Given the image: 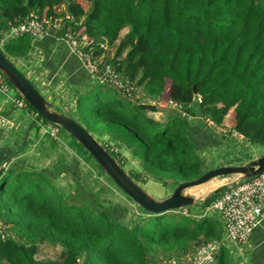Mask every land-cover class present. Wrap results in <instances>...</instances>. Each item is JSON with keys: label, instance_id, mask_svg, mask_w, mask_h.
<instances>
[{"label": "trees", "instance_id": "16d2710c", "mask_svg": "<svg viewBox=\"0 0 264 264\" xmlns=\"http://www.w3.org/2000/svg\"><path fill=\"white\" fill-rule=\"evenodd\" d=\"M31 12L44 24L62 18L63 29L86 38L85 50L99 65L111 64L123 79L143 86L148 103L96 83L75 97L82 125L137 183L159 182L172 191L213 168L205 167L195 136L211 133L201 117L264 147V0H0V36L9 22ZM124 26L128 35L119 40ZM31 42L22 35L0 50L15 65ZM27 110L36 115L28 103ZM60 174L20 164L0 169V219L11 226V236L0 234V264H55L37 257L42 243L63 248L62 264H155L157 257L180 264L211 242L219 243L213 264H236L222 242L220 216L206 212L222 189L188 207L196 216L178 209L152 214L139 206L145 215L124 223L118 204L94 205L78 179L63 195L54 185Z\"/></svg>", "mask_w": 264, "mask_h": 264}, {"label": "crops", "instance_id": "0c3cea01", "mask_svg": "<svg viewBox=\"0 0 264 264\" xmlns=\"http://www.w3.org/2000/svg\"><path fill=\"white\" fill-rule=\"evenodd\" d=\"M15 66L51 103L53 109L65 114L75 112L77 93L86 85L95 83V78L89 73L82 59L56 32H49L40 39L32 40L29 53L16 60ZM11 93L15 95L16 91L13 90ZM0 110L5 113L0 117V168L4 163L7 164L5 169L11 165L20 164L24 167L25 163L30 164L29 160L31 162L32 159L29 151L38 148V153L41 151L44 157H49L56 152L59 154L53 165L49 167V171H54L56 174L70 173L72 177L74 176L76 170L74 164H78L77 155L79 154L77 141L60 133L58 139H51L46 136L42 122L36 121V127L29 129L27 141L23 145V135L25 137V131L35 115L27 110L15 108L5 101L1 94ZM156 117H158L157 114ZM191 122L195 123L194 119H191ZM210 130L209 134H204V131L200 130L195 135L199 144L202 145V150L213 148L220 142L214 135L216 132L211 128ZM27 142L29 147L24 149ZM60 155L75 157L67 161L64 159L56 169V162L62 158ZM42 169L48 168L42 167ZM202 190L199 189L197 194L188 193L195 197L197 207ZM227 248L236 264H264V218L253 227L246 244L227 243Z\"/></svg>", "mask_w": 264, "mask_h": 264}, {"label": "built area", "instance_id": "2783aa9c", "mask_svg": "<svg viewBox=\"0 0 264 264\" xmlns=\"http://www.w3.org/2000/svg\"><path fill=\"white\" fill-rule=\"evenodd\" d=\"M66 18H70L67 16ZM49 32L60 33L59 36L78 55L84 62L89 73L99 84H107L116 89L120 94L128 99L135 101L139 98L138 88L115 71L111 64L99 65L93 59L91 50H85L88 41L84 36L80 37L77 31L70 28L63 29V19L59 18L54 22L42 23L35 12H31L20 18L15 23H8L7 29L0 36V48L12 38L22 35H28L32 40L40 39ZM2 74H0V94L5 101L19 109H27L26 100L22 96L13 95L11 92L14 88L8 85ZM15 91V90H14ZM169 106L173 109L182 111V106L175 102L169 101ZM185 115L184 112L181 113ZM193 119V118H190ZM204 123L213 131L236 139H242V135L237 131L225 126L216 125L208 118L201 117ZM46 135L57 139L60 127L53 123H47L44 126ZM7 164L4 163L0 169H5ZM189 206L178 208V211L185 215H191ZM218 213L221 218L224 236L222 242L225 246L227 243L243 245L249 241L253 227L264 218V172L243 180L237 179L233 184H229L222 189L220 194L213 199L208 210ZM196 213V212H195ZM213 213V212H211ZM216 213V214H217ZM192 214L191 216H196ZM5 229V225L0 220V232ZM3 237L4 233H0ZM219 249V243L211 242L195 247L194 251L186 256L183 264H213L215 254Z\"/></svg>", "mask_w": 264, "mask_h": 264}, {"label": "rangeland", "instance_id": "374dc122", "mask_svg": "<svg viewBox=\"0 0 264 264\" xmlns=\"http://www.w3.org/2000/svg\"><path fill=\"white\" fill-rule=\"evenodd\" d=\"M128 29L127 27H123L120 32H119V40L125 39L128 35ZM126 52V50H125ZM123 52L122 56L125 54ZM5 82L12 86L9 81L3 77ZM96 84H99L95 81ZM15 90V89H14ZM144 94V88L143 86H138V96L139 98L136 99L133 102H145L148 103L149 97H147ZM149 98V99H148ZM30 105V104H29ZM55 108V107H54ZM27 110V109H25ZM28 111V110H27ZM37 115V114H36ZM35 115V116H36ZM71 117L73 116L74 119H76L78 122H82L80 116L76 113V109L74 113L69 114ZM158 118L159 117H164L162 113H157ZM79 117V118H78ZM35 117L33 118V120ZM31 120V122L33 121ZM228 121V118L226 122ZM29 123V125L31 124ZM37 122H42V126H45L47 123L42 121V119H38ZM194 123V122H193ZM82 124V123H81ZM37 123L34 124L31 128L34 129L36 127ZM216 132V131H215ZM214 132V133H215ZM60 135L66 134L69 137H72L70 134H68L63 128H60ZM44 134V133H43ZM217 139H219V144L217 143L216 146L213 148H208V149H203L202 155H204L203 159L205 161V167H218V166H223V165H235V164H243L247 161H250L253 158H256L258 156H261L264 154V147L260 146L258 144H251L249 142L244 141L243 139H236L232 138L226 135H222L219 133L214 134ZM45 134L43 135V137ZM48 136V135H46ZM49 137V136H48ZM59 137V136H58ZM57 137V139H58ZM95 138H97L94 135ZM24 138V135H23ZM51 138V137H50ZM61 138V136H60ZM53 139V138H51ZM72 139L76 141L73 137ZM101 140H106V138H100ZM104 140V141H105ZM47 141V140H46ZM99 141V140H98ZM107 141V140H106ZM100 142V141H99ZM218 142V140H217ZM29 142L25 145L24 149L28 148ZM101 143V142H100ZM78 145V150L79 154L78 156V164H74L75 167V176H71L68 173H63L60 174L58 178H55L54 180V185L57 187V189L63 193L65 196H69V192H72L75 188V183L73 180L78 179L82 181V185L78 187L80 191H82L83 195H94V200L93 204H97L101 208H107V207H113L115 204L119 205V209L123 211V221L124 223L126 221H131L133 222V218H139L141 216H144L145 213L139 208V206L132 200L130 199L125 193L122 194L117 188L113 186L110 182H108L107 178L105 175H103L97 164L89 159L90 154L85 152V150L82 148L83 146L76 143ZM227 144H230V149H227ZM44 147V146H42ZM21 148V147H20ZM116 150V149H115ZM206 151V152H205ZM38 153V148L29 151V155H31L32 161L30 162L29 160V165L25 163V165L28 167H34V168H42V167H47L49 169L50 166L53 165L54 161H56V157L59 156V154L54 153L50 155L49 157H44V154L39 151ZM126 152V151H125ZM73 154V153H70ZM124 155L128 156L129 153H123ZM39 156V157H38ZM59 162H56V169L60 166L61 163H63V160L65 159L66 161L75 157V156H61L60 155ZM55 159V160H54ZM241 160V161H238ZM135 163L133 160L131 162L125 164V168L127 170H130L132 168V165ZM73 167V166H71ZM69 169V168H65ZM236 179V180H235ZM238 176L237 175H225V176H217L215 178H212L211 180L207 181L206 183H203L198 186H194L192 188H189L186 190V193H193L197 194L199 189H203L202 193H200L201 199H198L201 201L203 198L208 196L213 189L216 187L224 185L226 187L229 184H233L237 181ZM141 187L144 188L147 192H149L152 196L158 199H163L166 196H168L172 191L169 189V187H166L162 185L159 182H154V181H148V183H140ZM86 186H88L90 189L87 190L85 189ZM171 191V192H170ZM170 192V193H169ZM143 209V208H142ZM210 212H207L208 214H211V212L217 213L216 211L213 210H208ZM202 213L203 210H200ZM218 214V213H217ZM3 225H5V229L0 232L4 233L6 235L11 236V232L9 231L11 226L7 225L3 219H0ZM5 236V235H4ZM37 257L39 259H42L44 261H51L54 262L55 264H62V259L64 257V250L61 246L59 245H53L50 243H42L39 244L37 248ZM181 261V260H180ZM170 260H166L165 258H159L155 260V264H171ZM184 262L182 261L180 264H183Z\"/></svg>", "mask_w": 264, "mask_h": 264}, {"label": "water", "instance_id": "95a60500", "mask_svg": "<svg viewBox=\"0 0 264 264\" xmlns=\"http://www.w3.org/2000/svg\"><path fill=\"white\" fill-rule=\"evenodd\" d=\"M0 73L9 81L17 92L36 111V118L25 131L23 145L27 141V133L38 119L56 124L70 134L100 165L111 180L137 205L152 214H160L174 209L194 205L195 197L186 190L201 185L212 178L225 175H237L239 180L254 177L264 172V154L243 164L223 165L210 168L198 178L180 182L173 191L163 199L152 196L141 187L111 156L103 145L80 122L73 117L53 109L51 103L38 89L11 63L0 50ZM196 93L195 85L192 86ZM224 185L216 187L208 196L218 193ZM207 196V197H208Z\"/></svg>", "mask_w": 264, "mask_h": 264}]
</instances>
